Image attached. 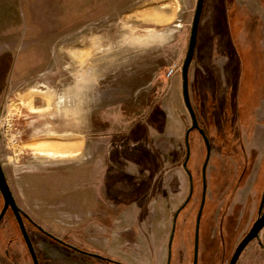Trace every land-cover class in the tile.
<instances>
[{
    "label": "rangeland",
    "instance_id": "rangeland-1",
    "mask_svg": "<svg viewBox=\"0 0 264 264\" xmlns=\"http://www.w3.org/2000/svg\"><path fill=\"white\" fill-rule=\"evenodd\" d=\"M195 3L0 0V163L39 219L51 189L43 223L76 248L28 235L39 264H166L189 190L180 71ZM188 87L211 144L197 264H228L264 189V0H203ZM188 142L170 264H192L205 146L196 130ZM3 226L16 235H0V264H33ZM235 264H264V226Z\"/></svg>",
    "mask_w": 264,
    "mask_h": 264
},
{
    "label": "water",
    "instance_id": "water-1",
    "mask_svg": "<svg viewBox=\"0 0 264 264\" xmlns=\"http://www.w3.org/2000/svg\"><path fill=\"white\" fill-rule=\"evenodd\" d=\"M203 8V0H196L195 3V8H194V13L191 21V26H190V32H189V38H188V43H187V49L186 53L181 65V93H182V98L184 105L188 111L189 117L191 124L185 131L184 135V143H185V157L182 162V166L186 169V164L189 159L190 155V146L188 142V135L189 132L192 130L198 131L200 134L204 146H205V157L202 163L201 167V175H202V193H201V200L200 204L197 210L196 214V220H195V227H194V240H193V257H192V264H197V257H198V233H199V222H200V216L201 212L204 206V201H205V189H206V183H205V170H206V165L210 156V142L209 139L204 131L203 128H201L198 124L197 116L196 113L192 107L191 101H190V96H189V87H188V70L190 63L192 61L194 51H195V45H196V40H197V33H198V26H199V21H200V16ZM188 177L190 181V187L188 191V195L186 199L183 201V203L176 209V211L173 214L172 218V227H171V233L169 236V242H168V254H167V262L166 264L170 263V244L172 241L174 229H175V222H176V217L179 213V211L185 206V204L188 202L191 194H192V182H191V175L188 172ZM0 192L2 193V196L4 198V207H7V205H10L11 208L13 209L18 225L20 228V231L22 233V238L24 240V243L26 245V248L29 252V255L31 257L32 263L33 264H39L38 259L34 250V247L32 245V242L29 238V236L26 233L25 227L23 225V222L21 220V217L18 212V207L16 206L14 199L12 197L11 191L9 189V186L6 182L2 166L0 163ZM264 204V189L262 192L261 200H260V205H259V211H258V217L254 220L248 231L245 233V235L240 239V241L237 243V245L234 248V251L228 261V264H235L241 251L244 249V247L248 244L249 241H251L254 238L258 237L259 231L262 229L264 226V210L262 211ZM262 211V212H261ZM3 211L0 213V217L2 216ZM55 240H57L60 243H63L60 239L56 238L53 236ZM70 248L76 250L73 246L66 244ZM82 252V251H80Z\"/></svg>",
    "mask_w": 264,
    "mask_h": 264
},
{
    "label": "flooded vegetation",
    "instance_id": "flooded-vegetation-1",
    "mask_svg": "<svg viewBox=\"0 0 264 264\" xmlns=\"http://www.w3.org/2000/svg\"><path fill=\"white\" fill-rule=\"evenodd\" d=\"M234 106V105H233ZM236 107V106H235ZM198 120V119H197ZM199 124V123H198ZM200 126V125H199ZM198 132V131H197ZM210 142V141H209ZM210 153H211V144H210ZM210 157V156H209ZM208 161H209V159H208ZM203 163V162H202ZM208 163V162H207ZM2 166V165H1ZM183 167V166H182ZM201 167H202V165H201ZM206 167H207V165H206ZM184 168V167H183ZM186 168H187V164H186ZM2 170H3V173H4V176H5V179H6V182H7V184H8V186H9V189H10V191H11V194H12V197H13V199H14V202H15V204H16V206L18 207V212H19V215H20V217H21V220H22V222H23V225H24V227H25V230H26V233H27V235H42L43 237H45V239L46 240H48L49 241V243H52V241H56L57 243H60V242H58L57 240H55L54 238H53V236L54 235H58V234H56L55 232H53V230H52V228H50V227H47V225H44V221H45V223H47V222H50L51 223V221H52V217L51 216H47V212H49V211H51L52 210V207H53V205H52V203H51V198H50V195L48 196V194L50 193V190L51 189H49V190H45V195H44V202L42 201L41 203H40V205H38L36 208H37V211H39V212H41V213H43L44 214V216H45V219L44 220H42V219H39V218H37V217H35L31 212H28V211H26L20 204H19V201L16 199L17 197H16V194H15V192H14V190L11 188V186H10V183H9V180H8V177H7V174H6V172L4 171V169L2 168ZM184 170H185V172H186V174H187V177H188V172L190 173V175H191V182H192V194H191V196H190V198H189V200H188V202L190 201V199H191V197H192V195H193V177H192V174H191V171L187 168V171H186V169L184 168ZM206 171V170H205ZM56 174H58V173H55V176H56ZM62 177L63 176H66L65 175V173H63V174H60ZM205 176H206V174H205ZM200 179H201V190H200V200H201V193H202V175H201V169H200ZM188 182H189V187H190V181H189V177H188ZM205 183H206V180H205ZM189 191V190H188ZM64 192H66V190L64 189V188H60L59 190H58V193L56 194L57 196H62V194L64 193ZM188 195V194H187ZM261 196H262V193H261V195H260V198H259V200H258V204H257V209H256V218L258 217V211H259V205H260V200H261ZM187 197V196H186ZM186 199V198H185ZM184 199V200H185ZM205 199H206V189H205ZM200 200H199V204H200ZM187 202V203H188ZM183 203V202H182ZM181 203V204H182ZM187 203L185 204V206L187 205ZM180 204V205H181ZM204 204H205V201H204ZM179 205V206H180ZM178 206V207H179ZM184 206V207H185ZM62 207V206H61ZM177 207V208H178ZM183 207V208H184ZM198 207H199V205H198ZM182 208V209H183ZM203 208H204V206H203ZM181 209V210H182ZM180 210V211H181ZM198 210V209H197ZM264 210V204H263V208H262V211ZM3 211V213H2V216L0 217V224L1 223H5V222H13V223H15L16 225H17V227H18V229H19V232L17 233V235H22V233H21V231H20V228H19V225H18V221H17V217H16V215H15V213H14V211H13V209L11 208V206L10 205H7V207H4V198H3V196H2V193L0 192V213ZM43 211V212H42ZM179 211V212H180ZM202 211H203V209H202ZM261 211V212H262ZM179 214V213H178ZM197 214V213H196ZM201 214H202V212H201ZM49 217H50V219H49ZM200 219H201V216H200ZM199 224H200V222H199ZM195 227V226H194ZM250 228V227H249ZM263 228V227H262ZM3 230H4V232L3 231H1L0 232V235H16V234H12V233H10V232H8L7 231V228L5 227V226H3ZM31 230H35V231H33V232H31ZM248 231V230H247ZM246 231V232H247ZM261 231V230H260ZM260 231H259V233H260ZM245 232V233H246ZM259 233H258V235H259ZM199 234V233H198ZM245 235V234H244ZM54 237H56V238H58L57 236H54ZM58 239H60V238H58ZM63 243H60V244H62V245H64V246H66V247H69V246H67L66 244H68L67 242H65V241H63L62 239H60ZM193 240H194V238H193ZM32 242V241H31ZM46 242V241H45ZM48 244V243H47ZM32 245H33V243H32ZM34 247V246H33ZM70 248V247H69ZM72 249V248H71ZM34 250H35V247H34ZM72 250H74V249H72ZM36 253V252H35ZM170 253H171V248H170ZM5 254L6 255H8V257H9V255H10V250H9V248L8 249H5ZM12 255H14L13 253H12ZM37 256V255H36ZM38 259V258H37ZM197 260H198V257H197ZM107 261H112V262H114V264H127V263H122V262H118V261H115V260H111V259H107ZM237 262V261H236ZM170 264V263H169Z\"/></svg>",
    "mask_w": 264,
    "mask_h": 264
},
{
    "label": "crops",
    "instance_id": "crops-1",
    "mask_svg": "<svg viewBox=\"0 0 264 264\" xmlns=\"http://www.w3.org/2000/svg\"><path fill=\"white\" fill-rule=\"evenodd\" d=\"M95 42H96V41H95ZM95 42H94V43H95ZM94 43H93V44H94ZM83 51H84V53H85V50H83ZM59 121H60V122H59V124H60L59 126H64V125H65L66 127H69V126L71 127V125H70L71 123L69 124V121L62 119V117H61V119H60ZM65 122H66V123H65ZM77 122H78V123H76V124H75L74 122H72V127H75V126H76L77 129H79V127H80L79 124H80V123H79L78 120H77ZM72 131H73L74 134H78V135H80V134H79V133H80L79 130H75V132H74V128H73ZM74 142H78V141H74ZM71 152H72V151H71ZM66 153L68 154V151H67Z\"/></svg>",
    "mask_w": 264,
    "mask_h": 264
},
{
    "label": "built area",
    "instance_id": "built-area-1",
    "mask_svg": "<svg viewBox=\"0 0 264 264\" xmlns=\"http://www.w3.org/2000/svg\"><path fill=\"white\" fill-rule=\"evenodd\" d=\"M173 68L171 67V68H169L168 70H167V72H166V75L167 76H169V75H171L172 73H173Z\"/></svg>",
    "mask_w": 264,
    "mask_h": 264
},
{
    "label": "bare ground",
    "instance_id": "bare-ground-1",
    "mask_svg": "<svg viewBox=\"0 0 264 264\" xmlns=\"http://www.w3.org/2000/svg\"><path fill=\"white\" fill-rule=\"evenodd\" d=\"M67 149V148H66ZM63 150V149H62Z\"/></svg>",
    "mask_w": 264,
    "mask_h": 264
}]
</instances>
